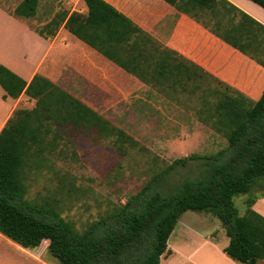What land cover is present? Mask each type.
I'll use <instances>...</instances> for the list:
<instances>
[{"label": "trees", "instance_id": "obj_1", "mask_svg": "<svg viewBox=\"0 0 264 264\" xmlns=\"http://www.w3.org/2000/svg\"><path fill=\"white\" fill-rule=\"evenodd\" d=\"M38 1L23 0L15 14L34 16ZM165 1L264 66V24L236 4L229 0ZM253 1L264 8V0ZM85 2L87 14L60 11L38 31L53 35L66 20V27L76 36L160 91L169 82L213 76L155 41L107 1ZM216 79L228 91H218L212 104L205 100L202 119L224 134L228 147L211 156H193L205 159L200 177L168 193L155 190L157 179L189 157L176 159L125 203L110 206L98 220L78 229L57 210L60 199L48 197L40 202L28 197L29 172L41 169L46 151L56 150L67 128L93 131L123 153L141 147L140 143L47 77L36 74L27 82L0 65L5 96L16 98L26 92L37 100L33 109L16 110L0 132V233L30 249L48 241L49 252L60 264H160L162 255L170 252L168 241L181 215L188 210L206 211L222 221L230 238L225 248L229 256L243 264L264 261V216L253 208L256 198L249 195L244 214H239L235 204L238 194L264 185V91L254 101ZM66 179L58 175L60 188Z\"/></svg>", "mask_w": 264, "mask_h": 264}, {"label": "crops", "instance_id": "obj_2", "mask_svg": "<svg viewBox=\"0 0 264 264\" xmlns=\"http://www.w3.org/2000/svg\"><path fill=\"white\" fill-rule=\"evenodd\" d=\"M22 1L0 0V65L27 82L36 74L43 75L106 117L110 110L129 102L132 97L139 98V91L145 83L76 36L66 27V20L53 35L38 31L60 11L68 15L74 11L87 14L85 0H39L36 14L31 17L15 14ZM105 1L155 41L177 51L250 99L256 101L262 96L264 66L174 5L165 0ZM229 1L242 5L237 0ZM241 7L264 24L263 14L255 15L245 6ZM5 95L6 90L0 84V132L16 110L33 109L37 102L26 92L16 98ZM257 188L259 192L251 195L256 198L253 208L264 216L263 183ZM173 234L178 241L174 244L168 241L170 252L162 255L160 264H243L225 251L230 242L228 235L229 240L227 237L222 240L213 232L203 233L186 224L179 229L175 227L170 237ZM0 237L29 256L26 264H60L56 257L49 258L46 254L48 241L30 249L2 233ZM258 264H264V261L260 260Z\"/></svg>", "mask_w": 264, "mask_h": 264}, {"label": "rangeland", "instance_id": "obj_3", "mask_svg": "<svg viewBox=\"0 0 264 264\" xmlns=\"http://www.w3.org/2000/svg\"><path fill=\"white\" fill-rule=\"evenodd\" d=\"M237 1L254 14L264 15L259 3ZM256 4L259 8L254 6ZM197 72L199 74L200 70ZM213 76L203 75L184 83L169 82L161 91L145 83L139 98L132 97L129 102L110 110L107 118L140 143L141 147L130 148L125 153L111 142L98 138L93 131L67 128L56 150L46 151L41 169L29 172L28 197L40 202L48 197L60 199L57 210L61 216L83 229L98 220L110 206L125 203L176 159L189 157L186 163L177 164L164 178L157 179L155 190L168 193L187 180L200 177L205 159L193 156H211L229 145L224 134L202 119L205 100L212 104L218 99V91L227 89ZM58 175L67 176L63 188H60ZM257 192L256 187L252 193L235 196L239 214L246 210L249 195ZM212 215L188 210L181 215L176 228L186 224L229 240L222 221ZM176 237L173 234L169 243L178 241ZM45 251L49 258L55 259L47 247ZM28 257L0 237V264H26Z\"/></svg>", "mask_w": 264, "mask_h": 264}, {"label": "bare ground", "instance_id": "obj_4", "mask_svg": "<svg viewBox=\"0 0 264 264\" xmlns=\"http://www.w3.org/2000/svg\"><path fill=\"white\" fill-rule=\"evenodd\" d=\"M252 2V1H251ZM252 4H254V2L252 3ZM242 6V5H241ZM254 6H256V7H258L259 5H254ZM244 7V6H243ZM259 8V7H258ZM246 9V8H245ZM261 9V8H260ZM250 11V10H249ZM262 11H264V10H262ZM256 15V14H255ZM259 18V17H258ZM261 20H263V19H261Z\"/></svg>", "mask_w": 264, "mask_h": 264}]
</instances>
